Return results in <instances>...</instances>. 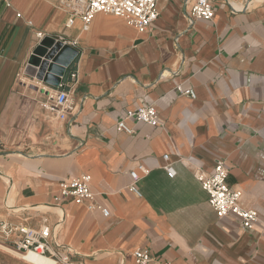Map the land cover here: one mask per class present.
I'll use <instances>...</instances> for the list:
<instances>
[{"label": "crops", "instance_id": "1", "mask_svg": "<svg viewBox=\"0 0 264 264\" xmlns=\"http://www.w3.org/2000/svg\"><path fill=\"white\" fill-rule=\"evenodd\" d=\"M213 1L204 20L191 1L159 0L141 33L107 13L86 31L79 19L67 27L59 0H0V219L47 222L75 264H136L139 247L157 264H264V0ZM38 33L79 50L62 82L78 104L69 120L29 64ZM144 105L158 124L127 117ZM218 160L242 205L259 210L253 228L220 218L195 177ZM135 171L141 196L128 190ZM83 173L109 216L61 195V181ZM7 257L0 264H20Z\"/></svg>", "mask_w": 264, "mask_h": 264}, {"label": "built area", "instance_id": "2", "mask_svg": "<svg viewBox=\"0 0 264 264\" xmlns=\"http://www.w3.org/2000/svg\"><path fill=\"white\" fill-rule=\"evenodd\" d=\"M159 0H59V7L68 12L67 27H73L76 20L82 23L84 31L91 27L93 19L99 13H107L122 17L135 26L138 31L145 33L149 31L153 23L159 18ZM191 1V18L212 20L216 15V7L213 0H186ZM38 36L44 35L38 33ZM183 95L195 98L194 89H186L183 85L177 86ZM53 108L58 111L61 119L69 120L78 111L77 102L70 96L69 92L61 85L54 89L52 94ZM127 117L148 124H158V111L154 105H144L137 109L128 111ZM118 128L129 133L133 129L128 128L124 121L118 123ZM169 159V154L164 155ZM171 176L176 174L172 164L165 166ZM144 173L148 170L144 169ZM195 177L200 181L203 188L209 194V201L220 218L230 214L236 215L245 228H253L260 222V213L257 208H246L242 205L243 191L233 187L228 182L229 170L223 160H218L214 170L209 172L199 166L194 169ZM133 181L128 190L137 196H141L139 181L142 178L136 171L132 173ZM61 195L69 197L79 204H86L90 210L100 209L105 216L110 215L108 207L94 202L95 193L91 189V176L83 173L79 176L67 178L61 181ZM0 243L19 252L35 253L45 256L64 264H75L69 254L55 249L59 245L53 237V229L47 222L39 227L24 224H14L8 220L0 219ZM136 264H157L149 248L139 247L133 251Z\"/></svg>", "mask_w": 264, "mask_h": 264}, {"label": "water", "instance_id": "3", "mask_svg": "<svg viewBox=\"0 0 264 264\" xmlns=\"http://www.w3.org/2000/svg\"><path fill=\"white\" fill-rule=\"evenodd\" d=\"M78 55L79 50L76 47L47 35L34 49L29 64L36 70L38 79L55 89L62 85L63 78ZM42 57L45 59L43 60Z\"/></svg>", "mask_w": 264, "mask_h": 264}, {"label": "bare ground", "instance_id": "4", "mask_svg": "<svg viewBox=\"0 0 264 264\" xmlns=\"http://www.w3.org/2000/svg\"><path fill=\"white\" fill-rule=\"evenodd\" d=\"M0 248L8 250L10 253H13L16 257H18L21 260L26 261L29 264H56V261L54 259L41 256L35 253H31V252L30 253L19 252L2 243H0Z\"/></svg>", "mask_w": 264, "mask_h": 264}, {"label": "rangeland", "instance_id": "5", "mask_svg": "<svg viewBox=\"0 0 264 264\" xmlns=\"http://www.w3.org/2000/svg\"><path fill=\"white\" fill-rule=\"evenodd\" d=\"M3 244V243H2ZM5 245V244H4ZM7 246V245H6ZM9 247V246H8ZM13 249V248H12ZM0 256L3 258V259H8L7 256H10L11 258H13L14 260H18L20 262V264H29L27 263L26 261L24 260H21L19 259L18 257H16L13 253H10L8 250H5V249H2L0 248Z\"/></svg>", "mask_w": 264, "mask_h": 264}]
</instances>
